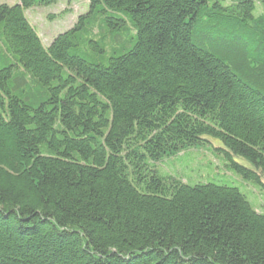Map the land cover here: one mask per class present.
Segmentation results:
<instances>
[{
  "label": "trees",
  "instance_id": "1",
  "mask_svg": "<svg viewBox=\"0 0 264 264\" xmlns=\"http://www.w3.org/2000/svg\"><path fill=\"white\" fill-rule=\"evenodd\" d=\"M57 1L0 3V264H264V0Z\"/></svg>",
  "mask_w": 264,
  "mask_h": 264
},
{
  "label": "rangeland",
  "instance_id": "2",
  "mask_svg": "<svg viewBox=\"0 0 264 264\" xmlns=\"http://www.w3.org/2000/svg\"><path fill=\"white\" fill-rule=\"evenodd\" d=\"M19 0H0V3L16 4ZM89 0H58L49 5H35L25 10V14L30 22L36 27L45 46H48L53 38L65 30L71 28L77 20V17L88 9ZM211 145L223 148L219 141L211 139ZM219 155L223 156V151H215ZM213 161L215 158L212 157ZM234 159L242 165L253 168V165L242 157L235 156ZM207 161V157L200 152H193L190 155L177 159V163H169V167L181 169L182 173H186L188 179L191 182H207L225 181L226 176L223 171H215L210 168H206L204 162ZM217 163V161H215ZM214 163V162H213ZM168 166V165H167ZM235 184V183H234ZM240 190L246 194L247 198L253 203L254 197L256 203L260 204V209L264 208V195L258 190L259 188L255 184L249 182L246 183L247 188L240 184H235ZM254 189H257L256 191ZM260 192V193H259Z\"/></svg>",
  "mask_w": 264,
  "mask_h": 264
}]
</instances>
